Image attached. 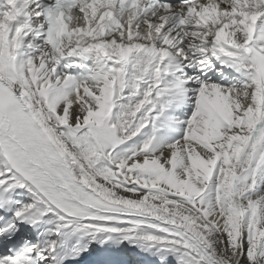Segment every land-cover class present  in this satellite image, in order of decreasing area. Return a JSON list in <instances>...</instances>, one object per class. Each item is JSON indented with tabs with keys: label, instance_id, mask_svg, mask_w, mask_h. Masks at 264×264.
Returning a JSON list of instances; mask_svg holds the SVG:
<instances>
[{
	"label": "snow or ice",
	"instance_id": "obj_1",
	"mask_svg": "<svg viewBox=\"0 0 264 264\" xmlns=\"http://www.w3.org/2000/svg\"><path fill=\"white\" fill-rule=\"evenodd\" d=\"M0 264H264V0H0Z\"/></svg>",
	"mask_w": 264,
	"mask_h": 264
}]
</instances>
